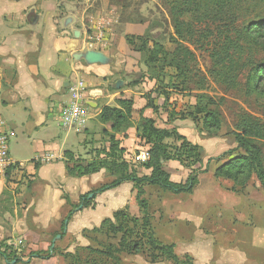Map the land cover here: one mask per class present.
Returning a JSON list of instances; mask_svg holds the SVG:
<instances>
[{"label":"crops","instance_id":"1","mask_svg":"<svg viewBox=\"0 0 264 264\" xmlns=\"http://www.w3.org/2000/svg\"><path fill=\"white\" fill-rule=\"evenodd\" d=\"M29 1L0 0L4 6L0 8V81L3 82L0 84V99L5 111L12 110L8 119H4L11 131V142L13 145L22 142L24 151L28 152L26 157L17 158L9 149L11 160L20 166L11 168L5 177L0 178V264H68L59 255L48 260L29 259L28 255L49 249H58L63 254L73 253L76 246L73 250L70 246L65 250L58 248L66 235L72 244L75 242L72 237L87 241L82 237L83 231L100 227L105 219H112L114 213L127 206L135 208L133 184L124 183L97 194L89 207L74 209L83 196L111 180L104 170L83 177L68 173V169L75 165L95 160L97 149L107 144L102 132L110 131L109 124L100 123L102 130L99 133L89 131L87 125L91 119L97 118L103 107L115 106L117 96L130 95L133 99L131 126L115 135L119 149L125 151L124 160L129 162L144 144L136 137V125L141 118L139 111L146 105L144 96L154 90L155 81L139 76L140 84L130 85L129 75L121 79L114 75L115 72L112 74V69L116 70L118 66H111L112 59L106 52L97 51L106 60L104 63H87L84 59L86 52L94 50L88 49L90 43L86 32L74 28L76 22L73 18L55 11H27ZM44 13L46 18L43 21ZM29 18H33L35 25L27 24ZM76 31L78 37L73 36ZM110 78L113 84L111 91L107 90ZM79 81L85 84L88 94L95 89L101 92L100 96L85 101L86 104L93 102L96 108L87 105V120L83 127L77 130L58 127L75 135H84L83 159L80 154L63 148L67 138L58 145L59 136L53 131V125L59 119V109L68 100L69 86ZM145 82L151 85L150 90L139 94ZM116 85L119 87L115 88ZM152 98L159 107L157 116L164 119V124L158 126L160 120L150 110H145L143 117L154 118L159 129L174 128L179 136L197 145L203 167L205 159L218 157L227 151L214 155L211 151L220 145L218 135L204 136L190 119L168 121L169 112L163 97L153 94ZM159 98L162 104L157 103ZM18 134L22 136L19 140ZM99 134L104 143L91 150L93 156L90 157L85 147L90 144L89 139L92 143L98 141ZM172 142L167 140L165 143ZM212 165L216 168V164L211 163L209 170ZM198 168L200 164L192 167L194 170ZM163 169L174 183H185L190 174L189 169L176 161L164 163ZM213 172L211 175L207 173L203 179L205 183L197 185L191 194L174 195L157 187H144L155 238L164 245H174V254L192 258L193 264H264V190L252 178L245 190L234 191L231 181L216 178ZM104 174L107 179L103 182ZM149 174L150 170H138L139 176ZM86 177L98 182L83 185ZM72 209L74 213L65 225L64 219ZM135 210L137 213L133 215L140 218L139 208ZM63 224L66 230L63 228L62 237ZM57 235L62 241L56 240L53 244ZM10 252H14L20 262L6 258ZM121 264L172 263L166 260L151 262L142 253L123 254Z\"/></svg>","mask_w":264,"mask_h":264},{"label":"trees","instance_id":"2","mask_svg":"<svg viewBox=\"0 0 264 264\" xmlns=\"http://www.w3.org/2000/svg\"><path fill=\"white\" fill-rule=\"evenodd\" d=\"M173 25V51H166L161 45L151 43V46L142 36L127 37V43L133 52L145 54L143 65L145 71L142 78L155 81V88L145 95L146 105L139 111L140 119L136 125V137L147 147L149 159L146 163L138 165L140 169L150 170L149 176H139L136 168H131L129 162L124 160V150L119 149L115 135L131 126L133 99L130 95L120 94L114 100L115 106H105L97 116L101 124H109L110 131L103 130L107 144L100 152L98 158L85 165H75L68 169L69 175L83 177L105 170L111 180L82 197L80 205L87 208L97 194L115 189L124 183H132L135 192V202L141 213L140 218L130 216L126 209L113 214L112 219H105L100 227L91 231H83L82 237L89 242L91 236L104 235L118 237L116 244H108L100 249L90 246L75 248L73 253H61L58 249H49L42 252H31L29 259L37 258L48 260L55 255L62 256L68 264H96L95 257L102 256L107 264H121L123 254H146L151 262L166 260L172 264H193L188 256L178 257L174 254V245L160 243L154 235L149 204L145 198V186L157 187L160 190L174 195L191 194L198 184V177L209 171L211 163L216 164L213 175L216 178L231 181L234 191H243L252 178H255L264 190V163L263 153L258 143L264 142V122L247 113L237 117L232 132L234 148L223 152L215 158H208L203 165L200 148L190 144L184 137L179 136L174 128L159 129L154 118L143 117L145 110L153 115L158 114L159 107L155 105L152 95L162 96L166 105L169 93L177 90L178 85L186 88L194 83L197 91L205 86V77H201L196 66L194 49H205L209 52L211 68L209 76L213 82L228 89L237 87V80L241 71L247 67L251 69V80L255 87L264 85V62H242L243 53L247 45L259 44L264 39V21L251 23L243 29H237V23L243 16L246 0H166ZM264 41V40H263ZM263 45V42H262ZM191 47L194 49L192 50ZM210 47V50L208 48ZM165 78L168 81H165ZM176 83V84H175ZM133 82L130 85H136ZM176 85V86H175ZM204 94L197 96L193 112L187 116L169 112L168 121L175 118L190 119L197 125V115H202L200 122L202 129L209 137H215L220 129V116L216 110L208 108L209 101ZM167 140L172 143H165ZM177 143V145H174ZM101 157V158H100ZM176 161L184 168L190 170L185 183H174L168 173L163 169L164 163ZM162 162V163H161ZM200 164L194 170L193 166ZM11 169L7 170L6 175ZM92 198L88 200V196ZM74 213L70 210L64 219L69 221ZM64 224L61 227L63 237ZM136 234V235H135ZM130 235L138 237L137 244L129 240ZM3 244H1V247ZM11 261L20 262L14 252L6 256ZM83 259V260H82Z\"/></svg>","mask_w":264,"mask_h":264},{"label":"rangeland","instance_id":"3","mask_svg":"<svg viewBox=\"0 0 264 264\" xmlns=\"http://www.w3.org/2000/svg\"><path fill=\"white\" fill-rule=\"evenodd\" d=\"M246 1L247 4L243 11V16L236 25L239 30L247 27L251 23L260 20L264 21V0ZM1 4L2 3L0 2V8H3L4 6ZM28 5L27 11L30 9L35 11L38 10L39 12L55 11L57 14L63 13L64 16L73 18L74 23L76 22L74 28L86 32V38L90 43L88 49L106 52L112 59V63H110L111 66H118V69H112V74L115 72L114 75L121 79H124L129 75L132 83H139L138 77L142 76L141 72L145 71L143 65L145 54L131 51L127 43V37L142 36L149 46H151V43H156L161 45L168 52L173 51L175 47L173 42L174 34L170 8L166 0H30ZM45 18L46 13L43 14L42 20L44 21ZM65 22L66 21L62 24ZM27 24H33V18H29ZM41 25L42 23L39 25L38 30L41 29ZM73 36H75V33H73ZM263 40L258 41L259 44L251 43L247 45L246 52L243 53L242 62H247L248 60H251L254 63L261 61L264 62ZM206 48L210 50V47ZM191 49L193 50L194 48L191 47ZM193 51L196 57L197 69L201 73L200 76L206 78L204 89L202 91H197V87L194 83L188 84L186 88L182 90L180 88L183 87L178 84L177 86L175 85L178 89L170 91V96L166 104L167 111L178 113L179 116H187L189 113L193 112V106L197 101V96L204 94L206 100L209 101L208 108L216 110L220 116V129L217 134L220 137L218 140L220 145L217 149L211 151L216 155L232 148V132H234V126L239 114L247 113L264 122V85L260 88L255 87L254 83L250 81L251 69L247 67L241 71L235 89H228L225 86H220L213 82L209 76L211 68L209 52L205 49H194ZM109 81L107 90L111 91L110 89H113L112 78H110ZM165 81L167 82L168 79L165 78ZM0 84L3 85V82L0 81ZM150 86L149 82H145L144 85L140 87V90L138 91L139 94H145L150 90ZM1 88L3 89V86H1ZM206 100H204L202 104H205ZM157 103L162 104L160 98ZM10 113L12 114V110L7 109L5 111L0 99L1 117L3 119H8ZM156 117L157 120H160L158 126H162L164 124V119H160L159 116ZM196 119L198 123L196 129L199 132L201 131L204 136H208V134L203 131L202 124L200 123L203 116L197 115ZM58 120L57 123L53 125L54 133L59 136L57 140L58 145L67 138L65 140L66 145L63 146V148L76 154H80L79 157L83 159V153L85 152V145L83 144L85 140L84 135H75L60 129V127H58V125H60V120ZM136 123L137 120L134 121V124ZM101 126L102 125L97 118L91 119L87 125L89 131H92L93 133L94 131L99 133L102 130ZM21 138L22 136L18 134V140ZM97 139L98 141H94L93 143L92 140L89 139L88 142L90 141V144H87L85 147L86 150L89 151L90 157L93 156L91 150L95 147L100 148L104 143L101 134H99ZM258 144L262 149L264 163V142ZM142 148L147 147L142 144ZM9 149L10 151L12 150L17 158L26 157L28 154L26 150L24 151V144H22V142L13 145V142L10 141ZM101 149H97V152H100ZM90 157H88V159H90ZM206 162L207 159L204 160V164H206ZM129 164L131 168L135 167L137 170L142 171L138 165L132 163ZM214 168L215 166L212 165L207 173L211 175ZM207 173L201 174L202 176L199 175L198 186L200 184L202 185V182L203 184L205 183L203 179ZM106 174H104L103 182L107 179ZM81 182L82 181H79V183ZM97 182L98 180L94 178L86 177L83 181V185ZM6 200L8 201V199ZM76 204L77 205L74 206V209H77L76 207L80 205V202H76ZM134 206L135 208L131 209L127 206L126 213L135 217L133 214L137 213L135 209L138 207L136 202ZM135 235H130L129 240L137 244L143 243V240L137 242L138 237ZM72 238L73 240L75 239L74 244H72L73 242L71 241V238L66 235V238L63 241L59 240V242H62L59 243L58 248L60 250H65L70 246V250H73L75 246L78 249L90 246L92 248L100 249L108 244H116L118 240V237L113 238L104 235L91 236L93 239L91 242L88 240L83 241L80 237H78L79 241L76 240L77 238L75 237ZM95 260L96 264H107L102 256L95 257Z\"/></svg>","mask_w":264,"mask_h":264},{"label":"built area","instance_id":"4","mask_svg":"<svg viewBox=\"0 0 264 264\" xmlns=\"http://www.w3.org/2000/svg\"><path fill=\"white\" fill-rule=\"evenodd\" d=\"M89 94L82 81L76 82L68 88V100L59 109L60 126L64 130H77L83 127L87 120V104ZM11 131L6 121L0 116V178L5 177L7 170L20 166L9 156ZM147 148H140L129 159V163L141 165L148 161Z\"/></svg>","mask_w":264,"mask_h":264},{"label":"water","instance_id":"5","mask_svg":"<svg viewBox=\"0 0 264 264\" xmlns=\"http://www.w3.org/2000/svg\"><path fill=\"white\" fill-rule=\"evenodd\" d=\"M36 22H34L32 25H35ZM78 32H75V36L78 37ZM85 61L87 63H104L106 60L104 59L103 55L97 51H88L86 52V55L84 57ZM119 85V84H117ZM115 86V88H118L119 86ZM101 92L98 89L92 90L89 93V98L92 100L94 98H96L97 96H100ZM87 105L91 108H96V104H94L93 102H87ZM162 163V162H161ZM92 198V195L88 196V200ZM78 209H82V206H79ZM67 222H65L66 225ZM66 230V227H64V231ZM56 240H60V235H57L54 240H53V244ZM53 247V246H52ZM14 262H12L13 264Z\"/></svg>","mask_w":264,"mask_h":264}]
</instances>
